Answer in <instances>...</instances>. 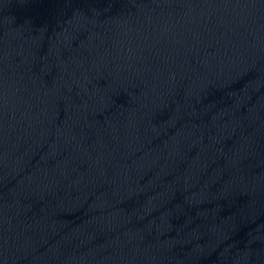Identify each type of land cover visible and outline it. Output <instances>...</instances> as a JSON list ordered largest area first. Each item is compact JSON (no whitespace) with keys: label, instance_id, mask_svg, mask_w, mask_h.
Instances as JSON below:
<instances>
[{"label":"water","instance_id":"1","mask_svg":"<svg viewBox=\"0 0 264 264\" xmlns=\"http://www.w3.org/2000/svg\"><path fill=\"white\" fill-rule=\"evenodd\" d=\"M0 264H264V0H0Z\"/></svg>","mask_w":264,"mask_h":264}]
</instances>
